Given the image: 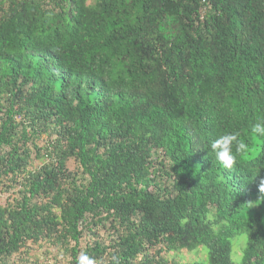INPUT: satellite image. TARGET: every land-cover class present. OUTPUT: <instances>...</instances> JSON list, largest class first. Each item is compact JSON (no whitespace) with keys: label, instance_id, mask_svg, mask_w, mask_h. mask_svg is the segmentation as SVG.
I'll return each instance as SVG.
<instances>
[{"label":"trees","instance_id":"1","mask_svg":"<svg viewBox=\"0 0 264 264\" xmlns=\"http://www.w3.org/2000/svg\"><path fill=\"white\" fill-rule=\"evenodd\" d=\"M261 116L264 0H0V264H264Z\"/></svg>","mask_w":264,"mask_h":264},{"label":"clouds","instance_id":"2","mask_svg":"<svg viewBox=\"0 0 264 264\" xmlns=\"http://www.w3.org/2000/svg\"><path fill=\"white\" fill-rule=\"evenodd\" d=\"M208 152L224 169H232L241 161L257 156L264 148V116L258 117L246 128L224 129L209 142ZM264 192V181L260 184ZM76 264H97L87 253L81 252L76 257Z\"/></svg>","mask_w":264,"mask_h":264},{"label":"rangeland","instance_id":"3","mask_svg":"<svg viewBox=\"0 0 264 264\" xmlns=\"http://www.w3.org/2000/svg\"><path fill=\"white\" fill-rule=\"evenodd\" d=\"M6 198L7 197H5V196L1 197L2 202H5ZM237 246H238V243L235 244V248H237ZM44 249L45 248L39 249L37 252H39L41 254V252ZM238 253H240L239 250H238ZM169 258H170V260L175 259V258L179 259V260L182 259V260H180L182 263H187L189 261H194L196 259L198 261L207 262L209 259V253H208V250L205 246H201L200 248L193 250L191 252L188 250H182L179 253H171L169 255Z\"/></svg>","mask_w":264,"mask_h":264}]
</instances>
